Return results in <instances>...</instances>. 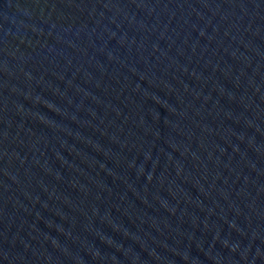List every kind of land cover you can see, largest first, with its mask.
<instances>
[{
    "label": "water",
    "instance_id": "1",
    "mask_svg": "<svg viewBox=\"0 0 264 264\" xmlns=\"http://www.w3.org/2000/svg\"><path fill=\"white\" fill-rule=\"evenodd\" d=\"M0 264H264V0H0Z\"/></svg>",
    "mask_w": 264,
    "mask_h": 264
}]
</instances>
